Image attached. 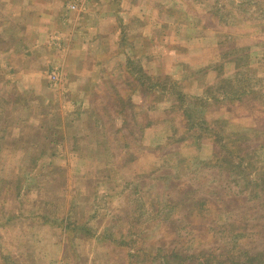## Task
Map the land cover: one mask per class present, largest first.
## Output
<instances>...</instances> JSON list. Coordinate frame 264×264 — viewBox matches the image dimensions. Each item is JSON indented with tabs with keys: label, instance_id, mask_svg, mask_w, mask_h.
Returning <instances> with one entry per match:
<instances>
[{
	"label": "rangeland",
	"instance_id": "obj_1",
	"mask_svg": "<svg viewBox=\"0 0 264 264\" xmlns=\"http://www.w3.org/2000/svg\"><path fill=\"white\" fill-rule=\"evenodd\" d=\"M263 214L264 0H0V264H264Z\"/></svg>",
	"mask_w": 264,
	"mask_h": 264
},
{
	"label": "trees",
	"instance_id": "obj_2",
	"mask_svg": "<svg viewBox=\"0 0 264 264\" xmlns=\"http://www.w3.org/2000/svg\"><path fill=\"white\" fill-rule=\"evenodd\" d=\"M254 191V190H253ZM213 196H215V199H220L219 198V196L220 195H215V191H213V193H211ZM212 197V196H211ZM222 197V196H221ZM224 197H222V199H223ZM211 201L212 200H208V199H204V200H202L200 203H199V206H197V207H200V209H201V211L202 212H209L210 211V205H208V204H210L211 203ZM248 202H249V200H248ZM196 207V208H197ZM259 218H264V214L263 215H260L259 216ZM259 234H260V232H259ZM263 234H264V231H263ZM229 235V234H228ZM239 237H240V235L238 236V237H233V236H231L230 237V239H229V241L230 242H233L234 241V252H235V254L237 253V254H240L239 255V258L238 257H235L234 259H230V262H229V264H254V258H252L253 256H247V254L246 253H242V252H239V250L238 249H236V246L237 245H239V244H235L236 242H235V238L237 239L236 241L237 242H239L238 241V239H239ZM240 241H242V240H240ZM241 243V242H240ZM250 244H252V243H250ZM251 250H255L256 252L257 251H259L258 252V255L259 256H262L263 257V254H264V250H262V248H261V250L260 249H257V246H253L252 245V248H251ZM246 252V251H245ZM176 253V255H172V256H169L168 257V260H171L172 258V261L173 260H175V258H178V253H180V252H175ZM184 255H186L187 257H189V254L188 253H186V254H184ZM240 258H242L243 260H240ZM169 262V261H168ZM167 262V264H169Z\"/></svg>",
	"mask_w": 264,
	"mask_h": 264
},
{
	"label": "crops",
	"instance_id": "obj_3",
	"mask_svg": "<svg viewBox=\"0 0 264 264\" xmlns=\"http://www.w3.org/2000/svg\"><path fill=\"white\" fill-rule=\"evenodd\" d=\"M19 80L23 85H35L37 82L41 80V75L40 74H32L28 76L24 75V76H20ZM86 91L91 92L90 87H87Z\"/></svg>",
	"mask_w": 264,
	"mask_h": 264
},
{
	"label": "built area",
	"instance_id": "obj_4",
	"mask_svg": "<svg viewBox=\"0 0 264 264\" xmlns=\"http://www.w3.org/2000/svg\"><path fill=\"white\" fill-rule=\"evenodd\" d=\"M51 77H52V79L55 80V79H57L58 76H57L56 72H52Z\"/></svg>",
	"mask_w": 264,
	"mask_h": 264
}]
</instances>
